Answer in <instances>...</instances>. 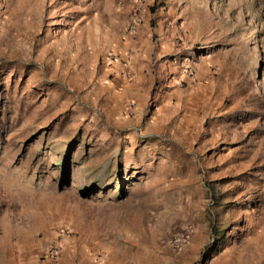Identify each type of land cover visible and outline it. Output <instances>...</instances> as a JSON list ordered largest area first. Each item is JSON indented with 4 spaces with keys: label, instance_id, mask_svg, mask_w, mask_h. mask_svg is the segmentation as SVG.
<instances>
[{
    "label": "rangeland",
    "instance_id": "1",
    "mask_svg": "<svg viewBox=\"0 0 264 264\" xmlns=\"http://www.w3.org/2000/svg\"><path fill=\"white\" fill-rule=\"evenodd\" d=\"M139 1L194 59L172 97L105 70L135 0H0V263L264 264V0Z\"/></svg>",
    "mask_w": 264,
    "mask_h": 264
},
{
    "label": "crops",
    "instance_id": "2",
    "mask_svg": "<svg viewBox=\"0 0 264 264\" xmlns=\"http://www.w3.org/2000/svg\"><path fill=\"white\" fill-rule=\"evenodd\" d=\"M170 14L166 18L163 11L145 13L143 22L135 32L129 31V17H123V22H110L106 28L100 30L105 51L108 53L109 50H114L117 54L116 60L110 65L108 63L105 70L113 76L114 81L117 79L115 85L120 90H136L139 93L140 90L147 91L158 83L156 88H169L166 91L169 97L181 91L174 80L180 73L181 56L185 54L187 47L178 44L175 23L173 25L169 22L166 25L168 18L171 20ZM130 16L132 17V13ZM153 17L160 18V25L156 28H151L150 25ZM90 35L98 36L97 33ZM107 53L103 57L105 62ZM203 65L199 64V79L205 81L208 75L204 72Z\"/></svg>",
    "mask_w": 264,
    "mask_h": 264
},
{
    "label": "built area",
    "instance_id": "3",
    "mask_svg": "<svg viewBox=\"0 0 264 264\" xmlns=\"http://www.w3.org/2000/svg\"><path fill=\"white\" fill-rule=\"evenodd\" d=\"M136 1V7L132 14V19L129 25V31L135 32L137 27L140 23L143 22L144 11L145 8L142 7L139 0ZM117 58V54L114 50H109L107 53V63L111 64ZM180 73L175 78L174 83L177 86L184 87L188 86L191 83L198 80V72L194 65V59L190 56H185L181 60L180 65ZM65 232V231H62ZM66 236H69L70 233L66 232ZM191 242V235L189 232H182L178 235H175L172 239V245L174 247H182L185 245L190 244ZM58 257V245H53L52 247L48 248L41 258V264H52Z\"/></svg>",
    "mask_w": 264,
    "mask_h": 264
}]
</instances>
